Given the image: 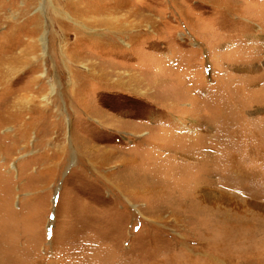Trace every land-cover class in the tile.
<instances>
[{
  "label": "rangeland",
  "instance_id": "obj_1",
  "mask_svg": "<svg viewBox=\"0 0 264 264\" xmlns=\"http://www.w3.org/2000/svg\"><path fill=\"white\" fill-rule=\"evenodd\" d=\"M0 264H264V0H0Z\"/></svg>",
  "mask_w": 264,
  "mask_h": 264
}]
</instances>
